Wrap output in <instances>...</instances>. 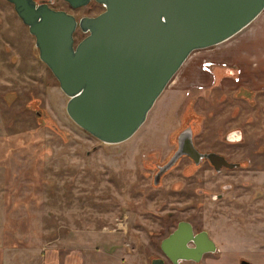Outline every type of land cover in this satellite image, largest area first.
Here are the masks:
<instances>
[{"label": "rangeland", "instance_id": "374dc122", "mask_svg": "<svg viewBox=\"0 0 264 264\" xmlns=\"http://www.w3.org/2000/svg\"><path fill=\"white\" fill-rule=\"evenodd\" d=\"M57 6L77 17L104 10L96 2L71 9L57 0ZM242 35L250 40L237 47L240 58H217L240 62L251 94L237 91L229 77L205 90H190L192 82H210L206 74L205 80L192 76L202 61L203 53H197L168 83L136 133L108 144L70 117L69 96L41 60L34 35L14 5L0 0L4 264H44L50 248L64 264H152L154 257H165L160 240L168 228L161 226L166 211L174 208L178 219L187 216L206 228L218 248L199 262L180 264H240L242 257L264 264V11L238 36ZM84 36L78 29L76 40ZM238 36L225 43L223 48H232L229 53L241 42ZM215 72L218 78L226 74ZM189 121L200 148L225 152L244 165L216 173L203 164L186 177L181 173L184 159L164 176V185L179 178L207 193L218 192L219 182L234 187L218 200L196 192L192 201L170 205L165 203L166 187L159 191L151 185V159L159 162L173 142L169 136ZM232 130L241 133L240 140L228 142L225 134Z\"/></svg>", "mask_w": 264, "mask_h": 264}, {"label": "water", "instance_id": "95a60500", "mask_svg": "<svg viewBox=\"0 0 264 264\" xmlns=\"http://www.w3.org/2000/svg\"><path fill=\"white\" fill-rule=\"evenodd\" d=\"M8 1L69 96L70 117L108 144L136 133L192 52L230 39L264 11V0H96L104 10L78 20L47 2ZM66 1L80 7L91 0ZM78 28L85 33L79 41ZM204 155L214 163L221 160L216 153ZM191 233V224L182 221L162 241L173 264L199 260L215 249L205 231L193 237L198 247L189 248L185 242ZM152 264L165 262L154 257Z\"/></svg>", "mask_w": 264, "mask_h": 264}, {"label": "flooded vegetation", "instance_id": "af4514ba", "mask_svg": "<svg viewBox=\"0 0 264 264\" xmlns=\"http://www.w3.org/2000/svg\"><path fill=\"white\" fill-rule=\"evenodd\" d=\"M36 1H37V4L47 2L49 4V6H51L55 10H65L68 13H71L70 11L66 10L64 7L57 6V0H36ZM63 1L66 2V4L71 9H78L79 8V7L72 6V4H70L66 0H63ZM93 2L98 3L96 0H91L89 4H92ZM98 4H100L101 6L104 7L103 4H101V3H98ZM80 7H82V6H80ZM71 14H73V13H71ZM73 15L78 20L81 18V17H77L75 14H73ZM77 30H76V32H77ZM76 32H75V36H76ZM35 40H36V38H35ZM242 44H243V42H240V43L236 44V46H234L235 50L233 52H234L235 57H237V59L240 58V52H238V50H237L239 48H237V47H241ZM243 46H245V45H243ZM205 63H207V66H208L207 68L204 66ZM198 67L199 68H195V70L194 69L192 70V74H193L192 76L195 78H198V80L199 79L205 80L206 77L209 76L210 82H208V83H205L204 81L203 82L202 81L201 82L195 81L196 83L192 82L190 84L191 85L190 90L195 89V88H196V90L197 89L198 90H205L208 86L216 84L218 80L221 81V83H222V81L224 79H227L228 77L231 78L233 83H235V85L237 86L236 87L237 91L241 90V92L244 93V91L246 90L245 94H247V96H248L249 94H251L250 90H253L252 86H249L245 82L246 80H244V77H243V73H244L243 69L244 68L242 67V65L238 61L237 62L232 61L228 58H227V60H221L220 58H204V59H202L200 64H198ZM181 69H183V67ZM218 69L220 71L221 70L226 71V74L221 78H218L217 74L215 72ZM205 74L207 76L204 78ZM223 84H224V82H223ZM243 87H248V88H243ZM262 87H264V85H262ZM194 132H195L194 131V124H193V122L189 121V123L187 124V127H185L183 130L178 131L175 135L169 136L168 139L173 138V142L171 143V147H170L169 151L167 152V154L162 159H160L159 162H157L155 159H153V160L151 159V163L154 162V166L152 167L153 179L151 180V185L154 188H158L159 191L163 190L162 188H160L161 186L166 187L165 192L167 194V197L165 198V203H167V204H169V203H170V205H171V203H182L183 204V203H186L187 201H192L194 196H195L194 194L196 192H198L197 194H208V196H210L214 200H218V199L223 198L226 195V193L229 190H232L234 187V185L232 183L225 182V181L219 182L217 184L218 189H219L218 192H214L211 190L209 193H207L206 189L204 187L198 188L196 190V188L192 182L190 183L189 181H187V183H185L183 180H181L179 178L172 180L169 185H164V183H165L164 176H166L168 173H170L172 170H174L182 161H184V159H186L187 162L184 163L185 165L183 166L181 173L186 177L194 175L196 170H198V168L201 167L203 164H208L209 165L208 169H212L216 173H221L225 170H235L237 168L243 167V165H244L243 161L238 160V159L234 158L233 156H231L230 154H227L225 152H222L219 150H206V149L200 148L195 141V133ZM240 134L241 133L238 130H232V131L227 132V134H225V138L228 140V142H236L240 138ZM114 144H116V143H114ZM205 153H216V154L221 156V160H219L218 163H216V162L214 163L208 156L204 155ZM174 157H175V161H172L174 159ZM188 160H189V162H188ZM166 212H167V218H165L166 220H165V222H163V225H165V224L168 225L169 223H170V225L169 226H163V225L161 226L163 228H168L167 234L165 236H163L160 240V248L162 251H163L162 241L166 237H168L178 227L179 223L182 221L189 222L191 224V227H192V233H191L190 237H188V240L185 242V245H187L189 248H197L198 247V244L194 240L193 237L197 236L198 234H200L204 231L207 232L209 238L212 239L215 243V249L205 251L199 260H194V259H182V260H193V261L199 262L204 258L205 254H207L209 252H215L218 249L215 240L212 238L210 232L206 228L199 227L191 218H189L187 216L181 217L178 219V216L176 214V212H177L176 208L168 209ZM173 219H177V221L174 223L169 222V221L166 222L167 220H173ZM163 253H164L165 257H162V258L164 259L165 264H167V261H168V264H173L172 260L165 254L164 251H163ZM157 257H160V256H157ZM243 259H246V260L252 262L251 260L242 257L240 259V264H242L241 261ZM182 260H180V261H182ZM252 263H254V262H252ZM179 264H180V262H179ZM254 264H257V263H254Z\"/></svg>", "mask_w": 264, "mask_h": 264}, {"label": "crops", "instance_id": "0c3cea01", "mask_svg": "<svg viewBox=\"0 0 264 264\" xmlns=\"http://www.w3.org/2000/svg\"><path fill=\"white\" fill-rule=\"evenodd\" d=\"M248 27V26H247ZM245 27L243 30H241L239 33H237L236 35H234L233 37H231L230 39L222 42V43H219L217 45H214V46H211V47H208V48H203V49H198V50H195L194 52H192V54L188 57V59L186 60V62L183 64L182 67H185V65H189V61L191 58L194 57V55H196L197 53H203L201 54L202 55V59L204 58H217V57H222V56H232L234 55V52L232 53H229L230 50H232V48H223L225 47V43L229 42V41H232L234 40L238 35H241L243 33V31L247 28ZM240 37V36H238ZM244 35H242L240 38H238L237 40L241 39V42L243 41H248L250 39H243ZM240 41V40H239ZM235 46V45H234ZM216 51V52H215ZM208 52V55L207 53ZM219 53V54H218ZM206 55V56H205ZM181 67V68H182ZM3 250L5 249H0V264H4L5 263V260H4V257H5V254H3ZM56 249H52L50 248L49 251H52V252H48V254L46 255V259H45V262L44 264H61L63 263V261L60 259V257H57L54 253ZM64 264V263H63Z\"/></svg>", "mask_w": 264, "mask_h": 264}, {"label": "trees", "instance_id": "16d2710c", "mask_svg": "<svg viewBox=\"0 0 264 264\" xmlns=\"http://www.w3.org/2000/svg\"><path fill=\"white\" fill-rule=\"evenodd\" d=\"M49 123H50V125H52L55 129H58V127L56 126V123L54 122L53 119H50Z\"/></svg>", "mask_w": 264, "mask_h": 264}, {"label": "built area", "instance_id": "2783aa9c", "mask_svg": "<svg viewBox=\"0 0 264 264\" xmlns=\"http://www.w3.org/2000/svg\"><path fill=\"white\" fill-rule=\"evenodd\" d=\"M204 66L207 68V67H208V66H207V63H205V65H204Z\"/></svg>", "mask_w": 264, "mask_h": 264}]
</instances>
